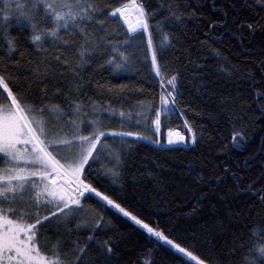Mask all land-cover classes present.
<instances>
[{"label": "trees", "instance_id": "trees-1", "mask_svg": "<svg viewBox=\"0 0 264 264\" xmlns=\"http://www.w3.org/2000/svg\"><path fill=\"white\" fill-rule=\"evenodd\" d=\"M97 2L105 7L88 30L95 38L122 42L126 29L118 17L109 18L107 13L125 0ZM143 2L149 11L156 10L152 24L162 21L171 41L159 59L167 65V75L178 74L177 111L162 117L160 144L128 138L118 183L103 174L100 164L89 169V179L150 226L194 248L206 264L252 260L260 264L264 257L252 237L264 229V0ZM27 3L0 0V73L14 89L37 106L44 99L66 104L65 93H69L70 99L81 98L85 105L95 102L97 109H107L101 115L112 130H143V121L140 129L129 128L127 122L131 116L135 123L142 104H158L161 83L150 59L145 60L147 37L137 41L142 51L127 50L136 55L124 70L113 71L101 52L81 68L78 33L61 30V41L68 40L71 47L50 39L40 47L32 42L36 33L17 10V4ZM5 36L16 42L14 51L9 52ZM153 36L157 41L161 38L157 33ZM57 56L62 59L57 61ZM69 69L78 72L75 80ZM57 88L62 90L59 94ZM185 120L196 136L194 143ZM169 128L182 132L186 144L169 145ZM235 132L242 133L238 142L233 141ZM110 142L120 145L119 140ZM99 216L104 217L102 228H77L85 220L91 225ZM62 220L58 216L45 225L41 244L51 248L62 242L61 250L70 260L73 244L79 242L86 248V254H80L81 264H103L100 244L111 239L114 251L109 264H179L180 254L169 245L94 195L84 201L76 218L69 223ZM90 234L95 239L89 240Z\"/></svg>", "mask_w": 264, "mask_h": 264}, {"label": "snow or ice", "instance_id": "snow-or-ice-1", "mask_svg": "<svg viewBox=\"0 0 264 264\" xmlns=\"http://www.w3.org/2000/svg\"><path fill=\"white\" fill-rule=\"evenodd\" d=\"M8 7L10 5L6 4L5 8ZM103 7L97 0H28L27 4H17L20 15L36 33L31 40L37 47L49 39L71 47L68 40L61 41V30L78 33L82 41L77 49L81 68L101 52L113 71L124 70L130 66L136 52L142 51L137 41L146 36L145 60L150 59L151 70L161 83L158 104H142L141 110L135 114L134 124L131 123L132 117H128L129 128L140 129L143 121V130L115 131L103 122L101 112L108 110L97 109L95 102L85 105L81 98L70 99V94L65 93L66 104L44 99L37 106L16 91L10 79L0 73V93H3L0 97V264H81L80 254H86V248L80 247L79 242H74V259L70 260L61 250L62 242L57 241L51 248L43 246L41 233L46 231L45 225L58 216L63 218L61 223L76 218L84 209V201L93 195L107 208L114 209L150 236L169 245L180 254L177 256L179 264H206L194 248L190 249L164 231L150 226L116 198L98 190L89 179V169L100 164L103 174L110 177L112 183H118L128 138L160 144L163 139L162 117L176 113L178 99V74L167 75V65H162L159 59L171 41L163 32L162 21L152 24L156 10L149 11L143 0H125L113 7L107 13L108 17H118L126 29V38L114 44L108 37L95 38L88 30V25L97 20ZM4 19L7 21L8 16ZM48 23L51 27H44ZM247 27L252 28V24ZM154 33L160 35L159 41L154 39ZM4 41L9 52L15 50L13 39L5 36ZM129 48L136 49V52H128ZM56 59L60 61L62 57ZM68 63L64 60L65 65ZM69 70L73 71L75 80L78 72ZM55 91L59 94L62 90L57 88ZM75 91L79 92L78 83ZM119 115L124 125V113L121 111ZM184 123L194 143L193 129L187 120ZM240 137L242 133L235 132L233 141L238 142ZM110 140H119V147ZM181 142H186L185 135L169 128L167 143ZM261 199L264 201V197ZM93 219L91 225L85 220L77 224V228L91 227L95 231L103 227V216ZM257 235L261 237L258 240ZM88 238L95 239L91 234ZM252 238L259 244V256L264 257V229L254 233ZM100 248L103 264H109L114 251L112 240L102 241ZM249 264H257V261L252 260ZM260 264H264V260Z\"/></svg>", "mask_w": 264, "mask_h": 264}, {"label": "rangeland", "instance_id": "rangeland-1", "mask_svg": "<svg viewBox=\"0 0 264 264\" xmlns=\"http://www.w3.org/2000/svg\"><path fill=\"white\" fill-rule=\"evenodd\" d=\"M185 144H186V142H181V143L172 144V146H178V145L183 146V145H185Z\"/></svg>", "mask_w": 264, "mask_h": 264}]
</instances>
